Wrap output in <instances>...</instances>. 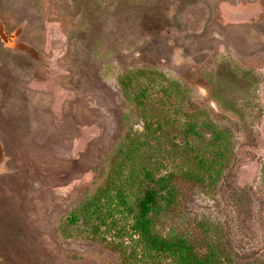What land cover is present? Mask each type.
<instances>
[{
  "label": "rangeland",
  "instance_id": "obj_1",
  "mask_svg": "<svg viewBox=\"0 0 264 264\" xmlns=\"http://www.w3.org/2000/svg\"><path fill=\"white\" fill-rule=\"evenodd\" d=\"M0 264H264V0H0Z\"/></svg>",
  "mask_w": 264,
  "mask_h": 264
},
{
  "label": "trees",
  "instance_id": "obj_2",
  "mask_svg": "<svg viewBox=\"0 0 264 264\" xmlns=\"http://www.w3.org/2000/svg\"><path fill=\"white\" fill-rule=\"evenodd\" d=\"M229 76L230 78L228 79V83L235 84L233 81L240 80L246 84L245 87L257 79L252 76V71L242 70L237 66L229 68ZM210 96L217 102V106H219L223 111L234 113L238 117L242 116L241 111L236 106L237 102L235 98L230 99L226 104L223 103V105L222 102L214 95L210 94ZM144 171L145 177L149 179V182H154L155 184L145 186L140 194L135 198V214L131 228L150 249L168 251L182 256V250L187 249L185 242L180 240L161 239L157 236L153 229L152 216L159 210L158 204L160 196L158 193L160 190L166 188L167 182L164 177H154V172L148 168ZM73 218H75V216H73ZM186 258L187 257L185 256L184 259Z\"/></svg>",
  "mask_w": 264,
  "mask_h": 264
}]
</instances>
